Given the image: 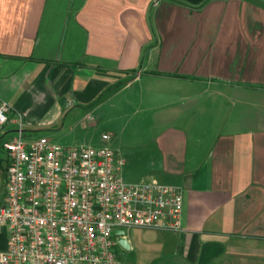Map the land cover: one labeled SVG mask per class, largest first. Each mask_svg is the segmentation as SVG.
Masks as SVG:
<instances>
[{
    "label": "crops",
    "instance_id": "1",
    "mask_svg": "<svg viewBox=\"0 0 264 264\" xmlns=\"http://www.w3.org/2000/svg\"><path fill=\"white\" fill-rule=\"evenodd\" d=\"M1 102L0 206L18 115L49 140L107 117L124 181L183 193V230H131L130 264H264V0H0Z\"/></svg>",
    "mask_w": 264,
    "mask_h": 264
},
{
    "label": "built area",
    "instance_id": "2",
    "mask_svg": "<svg viewBox=\"0 0 264 264\" xmlns=\"http://www.w3.org/2000/svg\"><path fill=\"white\" fill-rule=\"evenodd\" d=\"M10 111L0 103V127ZM15 120L16 135L3 144L8 163L0 264H119L116 231L183 230L180 189L155 181L127 183L124 160L114 150L65 147L46 137L25 140L23 119Z\"/></svg>",
    "mask_w": 264,
    "mask_h": 264
},
{
    "label": "rangeland",
    "instance_id": "3",
    "mask_svg": "<svg viewBox=\"0 0 264 264\" xmlns=\"http://www.w3.org/2000/svg\"><path fill=\"white\" fill-rule=\"evenodd\" d=\"M108 114V113H107ZM86 123H77L72 128L70 133L64 134L61 133L56 137H50L51 141L54 144L61 146H69L73 145L75 141L82 146H90V147H108L117 152H126L128 153V148L133 147V139L134 135H132V129L130 125H127L124 129H122L123 125L116 124L115 122L108 121L107 117L103 120H98L94 116V122L89 127H85ZM28 131V130H27ZM30 133L25 134L23 137L25 140H33L40 137L50 136L49 130L42 129H33L30 130ZM66 131V130H65ZM26 133V132H24ZM107 135L109 137L108 140L103 141L102 136ZM128 167H124L122 169V177L126 181H131V177L128 171ZM131 230L125 231V235L127 236ZM135 234L141 235L140 231H134ZM5 236L3 233H0V248L2 245V241L4 242ZM1 250V249H0ZM117 258L119 260V264H130L132 259L131 253L129 250L122 248L120 245L116 247Z\"/></svg>",
    "mask_w": 264,
    "mask_h": 264
},
{
    "label": "water",
    "instance_id": "4",
    "mask_svg": "<svg viewBox=\"0 0 264 264\" xmlns=\"http://www.w3.org/2000/svg\"><path fill=\"white\" fill-rule=\"evenodd\" d=\"M116 234H117V235H121V237L118 238V244H119L122 248L128 250V249H129V245H128V241H127V239L124 237L125 232H124L123 230H118V231H116Z\"/></svg>",
    "mask_w": 264,
    "mask_h": 264
}]
</instances>
